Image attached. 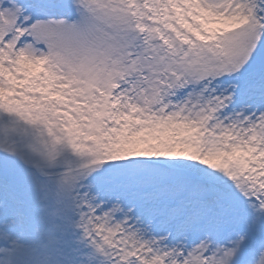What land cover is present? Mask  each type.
Returning a JSON list of instances; mask_svg holds the SVG:
<instances>
[{
  "label": "snow or ice",
  "instance_id": "1",
  "mask_svg": "<svg viewBox=\"0 0 264 264\" xmlns=\"http://www.w3.org/2000/svg\"><path fill=\"white\" fill-rule=\"evenodd\" d=\"M0 264H264V0H0Z\"/></svg>",
  "mask_w": 264,
  "mask_h": 264
}]
</instances>
